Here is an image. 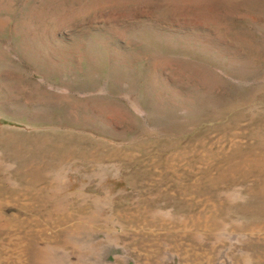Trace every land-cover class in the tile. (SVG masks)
I'll return each instance as SVG.
<instances>
[{
  "label": "rangeland",
  "instance_id": "obj_1",
  "mask_svg": "<svg viewBox=\"0 0 264 264\" xmlns=\"http://www.w3.org/2000/svg\"><path fill=\"white\" fill-rule=\"evenodd\" d=\"M0 264H264V0H0Z\"/></svg>",
  "mask_w": 264,
  "mask_h": 264
}]
</instances>
